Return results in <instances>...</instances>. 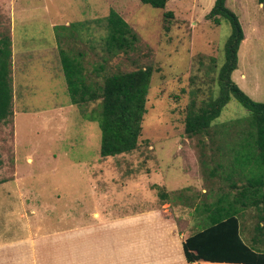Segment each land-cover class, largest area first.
I'll return each mask as SVG.
<instances>
[{
	"label": "rangeland",
	"instance_id": "obj_1",
	"mask_svg": "<svg viewBox=\"0 0 264 264\" xmlns=\"http://www.w3.org/2000/svg\"><path fill=\"white\" fill-rule=\"evenodd\" d=\"M214 1L168 0L159 8L141 0H0V37L12 38L13 52V114L0 121L1 238L25 236L26 225L51 233L71 230L92 220L96 209L109 216L155 207L186 213L184 205L163 200L212 201L222 191L236 192L233 182L244 185L240 173L259 171L249 145L251 113L234 96L207 132L185 131L191 105L200 107L220 90L219 69L232 28L228 20L207 18ZM227 5L245 33L231 77L264 101V3L227 0ZM112 9L138 35L134 48L117 55L105 44ZM61 48L84 53L92 80L152 67L136 149L101 155L100 122L91 115L101 99L72 101ZM245 156L251 162L245 164ZM257 209L246 210L243 218L249 241L262 212Z\"/></svg>",
	"mask_w": 264,
	"mask_h": 264
},
{
	"label": "trees",
	"instance_id": "obj_2",
	"mask_svg": "<svg viewBox=\"0 0 264 264\" xmlns=\"http://www.w3.org/2000/svg\"><path fill=\"white\" fill-rule=\"evenodd\" d=\"M141 1L159 8H165L168 2ZM259 2L264 3V0ZM167 13L173 14L170 11ZM207 18L216 23L228 20L232 30L224 46L225 62L219 69V94L200 107L191 105L185 119V131L189 136L207 132L234 96L251 113L249 128L253 130L254 139L249 141L250 144L246 143L255 150L259 171L251 176L246 172L240 173L245 184L238 186L233 182L231 185L237 188L236 192L222 191L215 200L203 201L198 205L208 211L207 220L203 228L185 239V253L192 263L203 259L232 264H264V101L252 98L231 77L237 68L239 49L245 38L238 14L228 7L226 0H215ZM107 29L105 44L112 55L134 48L138 35L115 9L108 15ZM11 45L10 36L0 37V121L8 120L13 114ZM60 52L72 101L80 104L101 99L100 109H94L91 114L99 120L102 130L101 155L114 156L136 149L147 112L152 67L116 71L104 75L102 79L92 80L83 62V52L72 54L64 48ZM95 70L99 71V67H95ZM240 121L242 119L225 123L222 130L231 129ZM251 160L250 156H245L244 163ZM251 207L262 212L249 241L245 236L243 218Z\"/></svg>",
	"mask_w": 264,
	"mask_h": 264
},
{
	"label": "crops",
	"instance_id": "obj_3",
	"mask_svg": "<svg viewBox=\"0 0 264 264\" xmlns=\"http://www.w3.org/2000/svg\"><path fill=\"white\" fill-rule=\"evenodd\" d=\"M163 197L168 196L163 193ZM179 201L163 200L168 206L184 205L189 209L186 213L177 207H155L109 216L96 209L92 220L77 228L75 223L71 230L51 233L44 226L26 225L25 236L0 237V264H232L188 261L184 241L205 226L208 211L198 207L202 202L188 203L182 197ZM52 247L54 251L49 250Z\"/></svg>",
	"mask_w": 264,
	"mask_h": 264
}]
</instances>
